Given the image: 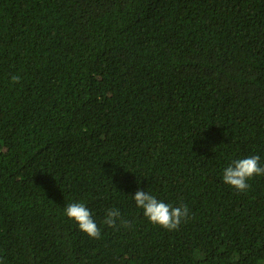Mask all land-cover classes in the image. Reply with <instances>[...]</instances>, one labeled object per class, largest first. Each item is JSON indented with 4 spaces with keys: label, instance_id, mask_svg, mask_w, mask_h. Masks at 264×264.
Returning <instances> with one entry per match:
<instances>
[{
    "label": "trees",
    "instance_id": "obj_1",
    "mask_svg": "<svg viewBox=\"0 0 264 264\" xmlns=\"http://www.w3.org/2000/svg\"><path fill=\"white\" fill-rule=\"evenodd\" d=\"M251 155L264 0H0V264H264V176L222 180ZM138 188L191 218L151 224Z\"/></svg>",
    "mask_w": 264,
    "mask_h": 264
},
{
    "label": "clouds",
    "instance_id": "obj_2",
    "mask_svg": "<svg viewBox=\"0 0 264 264\" xmlns=\"http://www.w3.org/2000/svg\"><path fill=\"white\" fill-rule=\"evenodd\" d=\"M10 79L13 83H17L21 77L12 75ZM254 176H264V166L260 164L259 155L231 160L223 169L222 180L225 184L243 193L249 189L248 180ZM132 199L135 201L136 207L142 210L143 216L151 224L159 225L169 231L178 230L182 223L191 218L190 210L186 204L174 205L165 202L156 195L139 188L135 191ZM63 215L74 221L79 230L87 234L88 237L100 238L101 229L93 219L92 211L85 203L80 201L67 203L63 209ZM102 223L109 228L132 227L129 221L123 219L120 210L116 207H111L106 211Z\"/></svg>",
    "mask_w": 264,
    "mask_h": 264
}]
</instances>
